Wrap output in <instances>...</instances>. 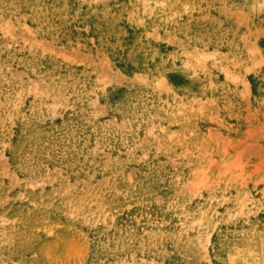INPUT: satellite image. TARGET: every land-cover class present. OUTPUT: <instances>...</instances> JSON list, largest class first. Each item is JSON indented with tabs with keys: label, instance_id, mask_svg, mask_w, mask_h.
<instances>
[{
	"label": "rangeland",
	"instance_id": "374dc122",
	"mask_svg": "<svg viewBox=\"0 0 264 264\" xmlns=\"http://www.w3.org/2000/svg\"><path fill=\"white\" fill-rule=\"evenodd\" d=\"M0 264H264V0H0Z\"/></svg>",
	"mask_w": 264,
	"mask_h": 264
}]
</instances>
